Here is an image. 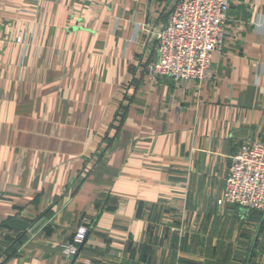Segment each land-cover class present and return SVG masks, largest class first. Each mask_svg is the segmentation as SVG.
Returning <instances> with one entry per match:
<instances>
[{
	"label": "crops",
	"instance_id": "obj_1",
	"mask_svg": "<svg viewBox=\"0 0 264 264\" xmlns=\"http://www.w3.org/2000/svg\"><path fill=\"white\" fill-rule=\"evenodd\" d=\"M175 1L0 0V264H264V210L219 202L264 142V0L178 85L148 71Z\"/></svg>",
	"mask_w": 264,
	"mask_h": 264
},
{
	"label": "built area",
	"instance_id": "obj_2",
	"mask_svg": "<svg viewBox=\"0 0 264 264\" xmlns=\"http://www.w3.org/2000/svg\"><path fill=\"white\" fill-rule=\"evenodd\" d=\"M230 0H176L166 22L158 29L156 60L148 71L174 84L206 79L213 53L223 45ZM142 30H152L143 25ZM220 203L244 210L264 208V142L245 140L230 156ZM88 228L80 226L72 242L63 247L67 256L77 253L76 244L85 240Z\"/></svg>",
	"mask_w": 264,
	"mask_h": 264
},
{
	"label": "rangeland",
	"instance_id": "obj_3",
	"mask_svg": "<svg viewBox=\"0 0 264 264\" xmlns=\"http://www.w3.org/2000/svg\"><path fill=\"white\" fill-rule=\"evenodd\" d=\"M262 210H264V208H263V209H261V210H258L257 212H260V213H261V212H262Z\"/></svg>",
	"mask_w": 264,
	"mask_h": 264
}]
</instances>
